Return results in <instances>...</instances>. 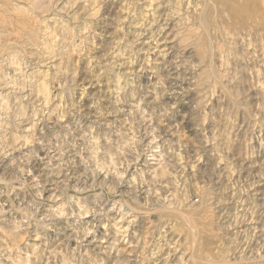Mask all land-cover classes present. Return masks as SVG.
<instances>
[{"label": "rangeland", "instance_id": "rangeland-1", "mask_svg": "<svg viewBox=\"0 0 264 264\" xmlns=\"http://www.w3.org/2000/svg\"><path fill=\"white\" fill-rule=\"evenodd\" d=\"M260 1L0 0V264H264Z\"/></svg>", "mask_w": 264, "mask_h": 264}, {"label": "bare ground", "instance_id": "bare-ground-1", "mask_svg": "<svg viewBox=\"0 0 264 264\" xmlns=\"http://www.w3.org/2000/svg\"><path fill=\"white\" fill-rule=\"evenodd\" d=\"M260 3L262 4V6L264 5V0H261ZM257 5V4H256ZM220 6V5H219ZM225 6V5H224ZM17 7V6H16ZM18 8V7H17ZM31 8V7H30ZM203 8V7H202ZM205 8V7H204ZM228 10V9H227ZM215 13V12H214ZM247 15L249 16L250 20L253 18V20L258 23V18H264V10L260 9V6L255 9L254 6H251V3L248 4L245 7H241L237 10H235V14L234 16L237 15ZM7 17V16H6ZM14 17V16H13ZM202 17V16H201ZM204 17V16H203ZM200 19V18H199ZM13 20V19H11ZM203 23H207L208 21V16L205 14V17L202 18ZM264 20V19H262ZM264 22H261V24H263ZM5 24H7L5 18H0V43L1 40L4 39L5 41H7L8 43L6 44V46L8 45H12L13 46V33H17L16 30L13 31V21L10 24V26H5ZM260 24V23H259ZM24 25V24H23ZM28 26V25H27ZM194 27V26H193ZM245 28V27H244ZM227 29L225 26L223 27L222 24L219 23V25H217V31H222V32H227ZM230 29V28H229ZM238 29V28H237ZM27 33V32H26ZM23 34V33H22ZM25 34V33H24ZM30 40L33 41V39L35 38L34 32H30ZM42 35V34H41ZM228 37V36H227ZM194 38V37H193ZM250 40V39H249ZM230 41V40H229ZM44 42V41H43ZM212 42V41H211ZM205 45L207 46V44L205 43ZM37 46V45H36ZM209 46V44H208ZM250 46V45H249ZM220 48V47H219ZM218 48V49H219ZM222 48V47H221ZM225 48V47H224ZM213 49V48H212ZM212 49H211V54H212ZM225 50V49H224ZM233 50V49H232ZM11 51L13 52V48L11 49ZM221 51V50H219ZM223 52V51H222ZM221 52V53H222ZM205 53L208 54V50L207 52L205 51ZM216 56V52L214 54ZM214 57V56H213ZM215 60V59H214ZM22 61V60H21ZM213 61V60H212ZM230 61V60H229ZM235 61V60H234ZM221 65V64H220ZM223 65V64H222ZM237 65V64H236ZM230 67V66H229ZM231 70V69H230ZM228 71V70H227ZM235 75V74H234ZM233 76V75H232ZM232 80V79H231ZM233 81V80H232ZM91 84V83H90ZM170 85V84H169ZM45 92H47V88H45ZM176 105V104H175ZM82 109V108H81ZM89 112V111H88ZM8 117V116H7ZM2 133V132H1ZM207 149V148H206ZM215 149V148H214ZM215 151V150H214ZM250 167V166H249ZM247 178V177H246ZM7 191V190H6ZM43 193V192H42ZM205 201V200H204ZM203 201V202H204ZM202 203V202H201ZM200 208V207H199ZM199 208L195 209L193 211H191V216H187L184 214H181L180 211L175 210L176 212H178L177 214L182 215L185 218V221L187 222V229H188V239L190 242V249H191V257L190 260L192 262V264H225L224 260L226 261V254H228L229 251H227V253L225 252V250H219L218 253L216 251L215 253L210 252L211 247L215 244H217L216 240H217V236H219V234L217 233L215 234V230L214 227L211 225V223L208 222L211 221V215H208V219H203L202 217L199 218ZM206 208V207H205ZM201 209V208H200ZM161 221V220H160ZM171 226V225H170ZM160 229V228H159ZM174 229V228H173ZM257 232V231H256ZM165 233V232H164ZM164 235V234H163ZM171 236V235H170ZM164 238V237H163ZM157 239V238H156ZM155 241V240H154ZM174 244V243H173ZM205 244V245H204ZM219 244V243H218ZM217 244V245H218ZM220 245V244H219ZM205 246H209V249L206 248ZM222 246H224L222 244ZM158 247V246H157ZM226 247V245H225ZM263 247V246H262ZM219 248H222L221 246ZM227 248V247H226ZM224 249V248H223ZM229 250V248H227ZM212 251V250H211ZM149 252V251H148ZM166 261V260H165ZM185 261V260H184ZM156 262V261H155ZM227 264V263H226Z\"/></svg>", "mask_w": 264, "mask_h": 264}]
</instances>
